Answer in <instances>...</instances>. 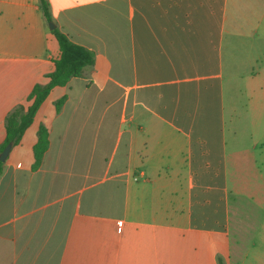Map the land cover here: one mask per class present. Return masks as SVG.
Wrapping results in <instances>:
<instances>
[{"label":"crops","instance_id":"0c3cea01","mask_svg":"<svg viewBox=\"0 0 264 264\" xmlns=\"http://www.w3.org/2000/svg\"><path fill=\"white\" fill-rule=\"evenodd\" d=\"M47 1L95 64L4 162L0 264H234L243 238L264 264V0ZM52 30L41 0H0V146Z\"/></svg>","mask_w":264,"mask_h":264},{"label":"trees","instance_id":"16d2710c","mask_svg":"<svg viewBox=\"0 0 264 264\" xmlns=\"http://www.w3.org/2000/svg\"><path fill=\"white\" fill-rule=\"evenodd\" d=\"M41 6L46 19L51 22L52 14L49 2L41 0ZM52 32L59 44V53L54 58L55 69L47 75V83L38 82L34 85L27 98L28 104H17L7 113L5 118L6 137L0 146V152L11 141L14 145L20 143L25 131L34 121L40 106L54 87L66 85L71 78L85 74L95 64V54L92 50L73 42L57 27ZM65 99L66 96L56 102L58 110L62 107ZM49 144V131L45 125H41L38 131V140L34 145L35 168L42 163ZM4 162L0 159V175L4 168ZM221 264L224 263L221 262Z\"/></svg>","mask_w":264,"mask_h":264},{"label":"rangeland","instance_id":"374dc122","mask_svg":"<svg viewBox=\"0 0 264 264\" xmlns=\"http://www.w3.org/2000/svg\"><path fill=\"white\" fill-rule=\"evenodd\" d=\"M242 243L241 251L244 253L242 254L244 256L242 260H239V263L236 261L234 264H263V262L261 263L258 259H254L252 254L251 240L249 238H243Z\"/></svg>","mask_w":264,"mask_h":264},{"label":"water","instance_id":"95a60500","mask_svg":"<svg viewBox=\"0 0 264 264\" xmlns=\"http://www.w3.org/2000/svg\"><path fill=\"white\" fill-rule=\"evenodd\" d=\"M50 27L52 29H54L56 27V25L53 23V22H50ZM13 142H9L5 147L4 149L0 152V159L5 161L6 158L8 157L10 151L12 150V147H13Z\"/></svg>","mask_w":264,"mask_h":264}]
</instances>
